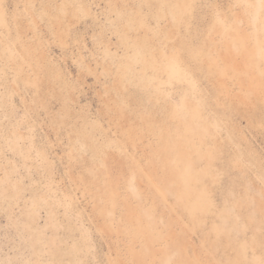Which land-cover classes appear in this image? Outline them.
<instances>
[{"label": "rangeland", "instance_id": "rangeland-1", "mask_svg": "<svg viewBox=\"0 0 264 264\" xmlns=\"http://www.w3.org/2000/svg\"><path fill=\"white\" fill-rule=\"evenodd\" d=\"M0 264H264V0H0Z\"/></svg>", "mask_w": 264, "mask_h": 264}]
</instances>
